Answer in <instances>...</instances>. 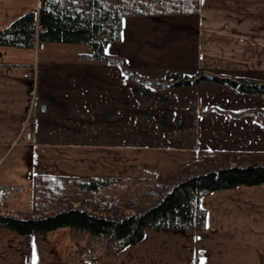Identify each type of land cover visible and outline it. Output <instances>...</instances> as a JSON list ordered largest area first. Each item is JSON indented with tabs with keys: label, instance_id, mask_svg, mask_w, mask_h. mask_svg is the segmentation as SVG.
Masks as SVG:
<instances>
[{
	"label": "crops",
	"instance_id": "obj_1",
	"mask_svg": "<svg viewBox=\"0 0 264 264\" xmlns=\"http://www.w3.org/2000/svg\"><path fill=\"white\" fill-rule=\"evenodd\" d=\"M143 1L151 10L125 15L122 39L107 46L139 77L127 79L119 64L85 59L87 43L39 45L38 21L31 42H14L15 34L4 32L30 12L39 16L40 0H0L1 150L22 146L46 164L59 155L67 163L82 160L86 150L176 149L185 163L200 151H264V126L253 116L230 113L264 108L257 102L263 95L211 80L264 81V0H198L192 11L183 9L192 0ZM201 72L208 79L191 85L159 80ZM144 79L168 85L154 87ZM202 205L206 229L198 235L215 238L216 257L264 264V185L216 190Z\"/></svg>",
	"mask_w": 264,
	"mask_h": 264
},
{
	"label": "rangeland",
	"instance_id": "obj_2",
	"mask_svg": "<svg viewBox=\"0 0 264 264\" xmlns=\"http://www.w3.org/2000/svg\"><path fill=\"white\" fill-rule=\"evenodd\" d=\"M108 1L113 4L127 2V0ZM152 1L159 5L167 2V0ZM150 8V5H146L145 11L149 12ZM58 56L64 54L60 53ZM83 57L86 59V56ZM159 80L172 83L171 80L164 78ZM259 97L263 100L257 99V102L264 105V96ZM247 115L257 120L252 114L242 116ZM175 150L151 148L86 150L84 151L86 157L80 156L82 160H73L69 163L66 162L67 158L60 157L59 154L62 152L57 151L59 156L50 159L46 164L43 162L46 158L38 159L32 151L24 150L22 146L14 145L9 150L0 149V188L11 191L9 197L0 199V212L19 217H37L58 212L68 205L81 206L86 210L116 217L132 213L138 208L156 202L152 189L155 188L158 175L165 177L188 164L183 160L182 153ZM228 151L244 152L234 149ZM201 152L210 151H200L199 154ZM49 153L51 154L52 151ZM66 169L80 175H70L68 180L60 182L59 187L53 185L50 187V181L39 178L44 173V171L40 173L42 170L49 173L50 170L65 172ZM166 173L170 174L166 175ZM50 176L57 175H43V177ZM65 176L67 177V175L61 177ZM103 176L104 178L114 176L111 178L113 181L104 189L97 191L88 190L85 185H79L77 182L79 179L87 180L91 177ZM198 234H201V231L148 227L145 237L140 242L119 247L97 238L88 231L70 226L31 235H22L7 228H0V264H87L89 259L87 255L91 252L95 253L92 264H231L224 262L240 259L233 258L235 256L226 257L224 253L216 257L214 249L211 248L215 238L212 239L213 236L209 235L204 238ZM225 241L231 243L229 238ZM239 243L243 244V239ZM220 249H224L223 246H220Z\"/></svg>",
	"mask_w": 264,
	"mask_h": 264
},
{
	"label": "trees",
	"instance_id": "obj_3",
	"mask_svg": "<svg viewBox=\"0 0 264 264\" xmlns=\"http://www.w3.org/2000/svg\"><path fill=\"white\" fill-rule=\"evenodd\" d=\"M143 3L144 1L138 0H127L123 4H113L108 0H40L39 16H36V12H30L4 33L15 34L12 38L14 42L16 40L31 42L38 21L41 43L56 41L87 43L89 51L82 53L87 60L119 64L123 67L127 79H139L133 71L126 68V62L122 57L107 52V46L112 41L122 39L125 15L146 12V5ZM198 8V0H192L183 6L186 11ZM206 79L208 78L202 74L191 76L183 73H173L164 78L171 80L172 83H168L171 85H191ZM211 80L228 84L240 92L264 96V81L247 77L232 79L221 76H213ZM147 83L154 87L168 85L155 81ZM230 113L236 117L252 114L264 126V108H250ZM69 177L39 178L50 181V187L52 185L59 187L60 182L68 180ZM112 181L111 178L91 177L87 180L79 179L77 182L79 185H85L88 190L97 191L104 189ZM240 185H264V152L228 150L201 152L196 160L170 175L165 177L158 175L155 188L152 189V194L156 198L155 203L122 216L104 215L81 206L67 205L58 212L37 217H19L0 212V228L31 235L70 226L88 231L109 244L125 247L140 242L145 237L148 227L204 231L207 209L202 205V198L216 190Z\"/></svg>",
	"mask_w": 264,
	"mask_h": 264
},
{
	"label": "built area",
	"instance_id": "obj_4",
	"mask_svg": "<svg viewBox=\"0 0 264 264\" xmlns=\"http://www.w3.org/2000/svg\"><path fill=\"white\" fill-rule=\"evenodd\" d=\"M11 191L9 189H4L0 188V199L2 200L3 198H7L10 196ZM87 253L89 251H86ZM95 253L91 252L90 254L88 253L87 256H89L88 263L87 264H92L93 263V256Z\"/></svg>",
	"mask_w": 264,
	"mask_h": 264
}]
</instances>
